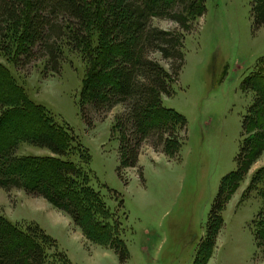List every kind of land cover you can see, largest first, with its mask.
Masks as SVG:
<instances>
[{
	"label": "trees",
	"instance_id": "16d2710c",
	"mask_svg": "<svg viewBox=\"0 0 264 264\" xmlns=\"http://www.w3.org/2000/svg\"><path fill=\"white\" fill-rule=\"evenodd\" d=\"M205 13V0H0V54L17 67L43 62L44 76L60 75L72 55L86 63L80 112L92 127L87 108L103 121L121 107L112 135L118 140L116 174L126 185V170L137 169L143 179L138 160L146 143L169 161L179 158L187 120L164 107L163 98L174 95L185 64L184 32ZM250 15L253 30H259L264 25V0L252 1ZM156 19L169 20L182 31L156 27ZM258 64L242 83L254 99L242 119L236 169L221 180L193 264L210 259L223 226L222 212L264 151V57ZM20 144L50 155L17 156ZM90 161L89 151L69 128L29 100L0 64V189L42 198L67 216L88 242L111 250L120 264H126L129 251L122 224L93 188ZM256 189L262 208L252 224L255 240L263 244L264 167L251 177L245 196ZM0 264L72 263L38 224L19 225L0 215Z\"/></svg>",
	"mask_w": 264,
	"mask_h": 264
},
{
	"label": "rangeland",
	"instance_id": "374dc122",
	"mask_svg": "<svg viewBox=\"0 0 264 264\" xmlns=\"http://www.w3.org/2000/svg\"><path fill=\"white\" fill-rule=\"evenodd\" d=\"M252 1L205 0V15L184 32L185 64L174 95L163 98L164 107L174 109L187 120V138L179 158L169 161L146 143L138 160L143 179L137 169L126 170V185L116 174L118 140L112 135L114 118L121 107L111 110L103 121L87 108L92 127L80 112L78 101L86 63L72 55L60 75L44 76L43 62L17 67L0 54V64L26 97L44 106L89 151L92 186L100 191L106 206L122 224V237L129 251L126 264L194 262L221 180L236 169L242 119L254 99V93L242 83L264 57V25L253 30ZM152 23L167 31H182L169 20L156 19ZM16 154L50 155L28 144H20ZM69 159L76 160L72 156ZM262 167L264 151L227 202L222 212L223 226L206 264H264V243L255 240L252 224L262 201L257 189L244 194L251 177ZM107 189L117 192L120 198ZM53 209L42 198L22 190L0 189L2 217L19 225L38 224L57 241L72 264H90L86 259L88 249L103 248L85 238L82 244L73 234L77 227L65 216H54L61 212ZM103 257L102 264H120L111 250L104 251Z\"/></svg>",
	"mask_w": 264,
	"mask_h": 264
},
{
	"label": "crops",
	"instance_id": "0c3cea01",
	"mask_svg": "<svg viewBox=\"0 0 264 264\" xmlns=\"http://www.w3.org/2000/svg\"><path fill=\"white\" fill-rule=\"evenodd\" d=\"M52 208V207H51ZM51 210V209H50ZM54 210V209H53ZM52 212V211H51ZM49 212V213H51ZM56 212V210H55ZM52 214V213H51ZM59 215H62V216H65L64 214L62 213H54V216L58 217ZM67 217V216H65ZM68 218V217H67ZM70 220V219H69ZM71 221V220H70ZM75 230V229H74ZM75 233H73L74 235L76 234L77 235V238H80L81 239V243L82 244H85V241H84V237L83 235L77 230L76 228V231H74ZM93 248V247H92ZM104 251L106 250H103V249H96V248H93L92 250H89L88 249V253L86 254V259H88L89 263L90 264H102L103 263V260H104Z\"/></svg>",
	"mask_w": 264,
	"mask_h": 264
}]
</instances>
